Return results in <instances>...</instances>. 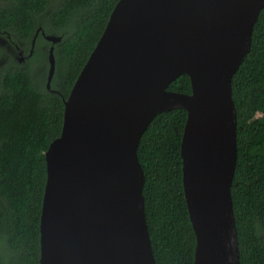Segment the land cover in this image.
Masks as SVG:
<instances>
[{
  "label": "water",
  "instance_id": "1",
  "mask_svg": "<svg viewBox=\"0 0 264 264\" xmlns=\"http://www.w3.org/2000/svg\"><path fill=\"white\" fill-rule=\"evenodd\" d=\"M263 9L264 0L118 1L64 99L61 136L45 153L40 264H157L138 149L155 117L178 109L188 113L181 157L193 264H241L232 83ZM48 63L52 91L54 46ZM184 74L192 94L169 91Z\"/></svg>",
  "mask_w": 264,
  "mask_h": 264
},
{
  "label": "trees",
  "instance_id": "2",
  "mask_svg": "<svg viewBox=\"0 0 264 264\" xmlns=\"http://www.w3.org/2000/svg\"><path fill=\"white\" fill-rule=\"evenodd\" d=\"M119 0H0V264H40L45 153L59 138L67 99ZM34 55L26 64L18 49ZM56 36L53 45L43 36ZM56 70L47 88L48 54ZM46 63L39 87L33 63ZM238 160L232 197L240 263L264 264V9L252 48L233 78ZM192 94L188 75L168 88ZM186 110L159 114L144 133L138 157L145 174L146 217L157 264H193L196 235L183 187L181 143Z\"/></svg>",
  "mask_w": 264,
  "mask_h": 264
},
{
  "label": "flooded vegetation",
  "instance_id": "3",
  "mask_svg": "<svg viewBox=\"0 0 264 264\" xmlns=\"http://www.w3.org/2000/svg\"><path fill=\"white\" fill-rule=\"evenodd\" d=\"M6 46H8V40H6L5 37H4V35H3V33L0 32V49H1V48H5ZM16 49H18V46L16 47ZM23 51H24V53H25V55H26V59H25L24 62L20 63V60H21L22 57H20V55H19V49H18V54H17V56H16V59L18 60V62H19L20 64H26L27 61H28V60L34 55V54H33L32 56H30L31 49H30L29 52H26L25 50H23ZM1 64H3V62H0V65H1ZM48 64H49V63H48Z\"/></svg>",
  "mask_w": 264,
  "mask_h": 264
},
{
  "label": "rangeland",
  "instance_id": "4",
  "mask_svg": "<svg viewBox=\"0 0 264 264\" xmlns=\"http://www.w3.org/2000/svg\"><path fill=\"white\" fill-rule=\"evenodd\" d=\"M33 68H34V74L37 76V82L39 84V87H43V72L45 70V65L44 61L42 60L40 64L38 63H33Z\"/></svg>",
  "mask_w": 264,
  "mask_h": 264
}]
</instances>
